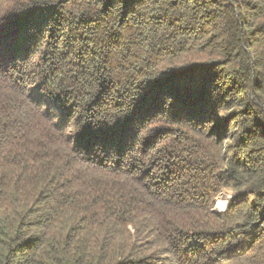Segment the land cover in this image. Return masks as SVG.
Wrapping results in <instances>:
<instances>
[{"label":"trees","instance_id":"obj_1","mask_svg":"<svg viewBox=\"0 0 264 264\" xmlns=\"http://www.w3.org/2000/svg\"><path fill=\"white\" fill-rule=\"evenodd\" d=\"M0 264H264V0H0Z\"/></svg>","mask_w":264,"mask_h":264},{"label":"rangeland","instance_id":"obj_2","mask_svg":"<svg viewBox=\"0 0 264 264\" xmlns=\"http://www.w3.org/2000/svg\"><path fill=\"white\" fill-rule=\"evenodd\" d=\"M233 195L232 194H226V193H222L220 194L215 201V206L213 208V210L215 212H223L226 210V208L228 207V201L230 198H232Z\"/></svg>","mask_w":264,"mask_h":264},{"label":"built area","instance_id":"obj_3","mask_svg":"<svg viewBox=\"0 0 264 264\" xmlns=\"http://www.w3.org/2000/svg\"><path fill=\"white\" fill-rule=\"evenodd\" d=\"M227 209V208H226Z\"/></svg>","mask_w":264,"mask_h":264}]
</instances>
